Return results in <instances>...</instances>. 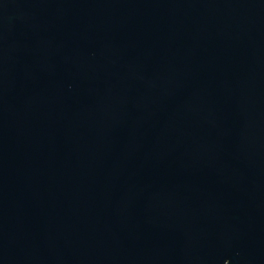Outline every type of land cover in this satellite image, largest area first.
I'll use <instances>...</instances> for the list:
<instances>
[{"label":"water","instance_id":"95a60500","mask_svg":"<svg viewBox=\"0 0 264 264\" xmlns=\"http://www.w3.org/2000/svg\"><path fill=\"white\" fill-rule=\"evenodd\" d=\"M0 264H264V0H0Z\"/></svg>","mask_w":264,"mask_h":264}]
</instances>
